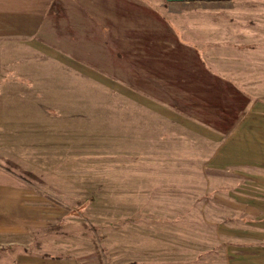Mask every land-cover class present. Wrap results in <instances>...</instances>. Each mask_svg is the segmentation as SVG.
<instances>
[{"label":"rangeland","instance_id":"obj_1","mask_svg":"<svg viewBox=\"0 0 264 264\" xmlns=\"http://www.w3.org/2000/svg\"><path fill=\"white\" fill-rule=\"evenodd\" d=\"M253 2L101 0L135 26L159 19L132 32L134 49L118 40L139 65L180 67L147 87L79 80L6 41L0 171L17 195L0 200V264H264V169L222 151L249 97L204 66L207 23L238 35Z\"/></svg>","mask_w":264,"mask_h":264},{"label":"crops","instance_id":"obj_2","mask_svg":"<svg viewBox=\"0 0 264 264\" xmlns=\"http://www.w3.org/2000/svg\"><path fill=\"white\" fill-rule=\"evenodd\" d=\"M86 1L90 4L93 2V0H0V72L5 71L2 66L6 62V41H13V44L17 43V55L22 54L21 48L28 49L30 53L45 57L48 62L61 63L62 71L73 73L79 80L88 77L111 86L139 88L150 86L149 82L155 80L153 73L158 72L159 78L167 81V71H173L174 78L179 77L180 67L174 66L173 68H176L171 70L160 63L153 65L142 62L139 65L136 63L135 52L123 53L118 46V40L121 39V42L126 40L128 49H134V42L138 45L140 38L135 37L132 32L146 28L148 32L146 38H148L151 35L150 31L158 33L159 19L155 17L157 21L148 24L156 26L153 28L139 26L145 23L141 20L137 21L138 26H135L124 16L115 14L118 11V3L115 8H106L101 0H95L91 4L92 12H90L84 7ZM251 4L243 7L255 9L249 11L254 21L252 24L243 25L238 35L229 29L233 26L228 25L230 22L224 19L221 26L214 21L215 25L207 23L204 66L209 77L231 81L249 97L244 108L240 110L238 122L227 133L222 144V151L227 154L224 156L227 166H254L264 169V163L260 161L264 160L262 155L264 153V0H254ZM79 6L83 10L79 11ZM59 7L63 12L61 16L58 12ZM103 10L104 12L108 10L107 15L102 14ZM210 13L214 18L218 12L215 13L214 9ZM237 13L240 15V11L233 12L235 15ZM129 17L134 20L132 16ZM56 27L61 30L60 33H57ZM130 30L132 31L125 34L126 36L118 35L119 31ZM105 31L106 37L103 34ZM236 37L243 41L232 43L238 46L234 52L230 44L231 41L236 40ZM44 41L51 45L44 44ZM192 49L195 53L199 52L197 47ZM122 57L126 58L122 59ZM195 71L197 69L191 67L183 70L181 74L186 75V78L194 77L192 73L194 74ZM103 73H109L110 76ZM3 83L0 81V85ZM11 149L14 147L12 146ZM235 160L237 162H234ZM16 195L17 177L1 170L0 200L5 197L15 198ZM261 248L264 252V247Z\"/></svg>","mask_w":264,"mask_h":264},{"label":"trees","instance_id":"obj_3","mask_svg":"<svg viewBox=\"0 0 264 264\" xmlns=\"http://www.w3.org/2000/svg\"><path fill=\"white\" fill-rule=\"evenodd\" d=\"M53 258H57L58 259L59 257L56 256V257H53Z\"/></svg>","mask_w":264,"mask_h":264}]
</instances>
